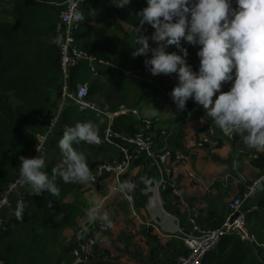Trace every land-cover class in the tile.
Listing matches in <instances>:
<instances>
[{"label": "crops", "instance_id": "crops-1", "mask_svg": "<svg viewBox=\"0 0 264 264\" xmlns=\"http://www.w3.org/2000/svg\"><path fill=\"white\" fill-rule=\"evenodd\" d=\"M112 1L108 0V3ZM97 3L98 0L86 1L80 13L95 8ZM232 6L236 7L235 0H232ZM9 7L4 0H0V22L14 21L12 16L4 13ZM95 23L94 20L86 21L88 26H94ZM137 32L138 29L114 12L113 22L105 26L99 41L118 47L134 42L137 46ZM151 34L139 32V35L149 37V43H155L151 40ZM53 36L50 34L48 40ZM181 43L188 49L187 63L198 71L200 62L195 59L194 53L199 46L189 45L183 40ZM167 51L180 54L175 46H170ZM105 62L107 64L101 71L107 73L133 77L137 71L129 66H114L109 61ZM150 81L158 89L155 100H141L136 108L126 109L128 113L121 108L112 119L114 121L121 113L131 115L140 122L139 129L143 121H150L151 151L136 155L123 174L106 177L88 187L77 185L78 188L66 197L65 201L77 204L83 215L77 218L74 227L63 232L65 241L59 250L58 259L61 258L65 264L71 258L70 251L75 246L78 230L85 227L95 237L86 264H176L180 256L187 254L184 240L190 232L191 219L207 228L221 226L228 213V203L257 179L261 187L244 200L243 209H252L248 212L252 216L247 214L249 228L260 230L264 223V170L258 161V157L264 155V150L247 148L238 135L225 136L207 116L206 110L191 98L187 101L186 109L177 112L172 99L165 98L163 94L177 85V74H161ZM222 87L230 89L231 84L224 82ZM97 108L98 111L94 112L107 116L112 114ZM67 111L78 112L73 109ZM65 127L67 125L60 123L55 135L64 131ZM62 134L56 139H53L54 135L49 144L45 154L46 167L58 168L62 164L63 154L58 143ZM74 147L84 153L90 169L97 163L113 162L120 158L118 149L113 146L96 147L81 142ZM165 150L171 151L173 155L169 159L170 174L165 172L157 159L159 153ZM123 181L135 184L132 191L133 211L124 193L117 190V185ZM172 189H176L177 193H173ZM94 201H99L102 211L109 214L111 228L101 229L102 222H88L87 212ZM5 220L11 227L14 218L8 212Z\"/></svg>", "mask_w": 264, "mask_h": 264}, {"label": "trees", "instance_id": "trees-1", "mask_svg": "<svg viewBox=\"0 0 264 264\" xmlns=\"http://www.w3.org/2000/svg\"><path fill=\"white\" fill-rule=\"evenodd\" d=\"M4 1L10 5L4 13L14 21L0 22V194L20 171V157L27 156L37 142V135L45 130L51 117V105L59 96L63 84L61 54L57 44L52 43L54 36L51 40L48 36L54 34L59 10L68 0ZM97 4L79 13L84 19L81 23L79 20L81 26L74 32L77 49L114 66H129L147 74L144 61L151 58V53L147 57H133L134 42L118 47L99 41L105 26L113 22L114 12L138 29L137 13L147 6L146 0H132L124 7H117L113 1L109 4L108 0H98ZM88 20H94L95 25H86ZM140 31L153 32L154 29L145 24ZM192 69L195 71L194 67ZM71 81L73 87L87 85L88 99L108 113L120 112L121 108L132 110L141 100H155L158 93L152 81L104 71L94 77L85 64L75 68ZM221 90L229 89L222 87ZM86 120L99 126V134L109 123L106 114L94 111H65L61 123L74 126ZM139 125V121L125 113L119 114L112 123L115 131L129 136L140 130ZM62 133L59 131L53 139ZM258 158L263 171L264 155ZM53 169L56 168L45 167L50 176ZM55 182L60 190L58 196L53 198L47 191L27 195L23 219L14 218L11 227L0 231V264H65L58 259L65 241L63 232L76 225L83 211L77 204L65 201L78 188L77 183L66 184L58 175ZM254 232L259 245L234 235L227 236L215 252L204 258V264H264V223ZM86 233L89 234L88 229Z\"/></svg>", "mask_w": 264, "mask_h": 264}, {"label": "clouds", "instance_id": "clouds-1", "mask_svg": "<svg viewBox=\"0 0 264 264\" xmlns=\"http://www.w3.org/2000/svg\"><path fill=\"white\" fill-rule=\"evenodd\" d=\"M113 3L124 7L132 0ZM146 4L137 13V46L132 55L147 57L151 53L144 63L153 76L177 74L178 83L170 93L177 112L185 110L191 98L206 110L225 136L238 135L247 148L264 150V0H235V8L232 0H146ZM79 19L83 20V15ZM145 24L154 29V48L147 35H139ZM62 39L57 36L52 43L60 45ZM182 40L199 46L198 71L187 63L189 53ZM170 46H175L180 54L169 53ZM224 82L231 84L226 92L221 90ZM99 139V126L91 120L65 127L58 142L63 154L61 166L53 169L50 176L45 171L42 148L37 146V157H20V182L27 184L32 194L47 191L54 198L60 191L55 182L57 175L66 184L95 181L86 156L74 145L99 143ZM134 188L130 181L117 185L121 192ZM48 204L51 206V201ZM23 213L21 204L15 218L22 220ZM87 216L90 224L102 222L103 227H112V220L102 211L99 201L93 202Z\"/></svg>", "mask_w": 264, "mask_h": 264}, {"label": "built area", "instance_id": "built-area-1", "mask_svg": "<svg viewBox=\"0 0 264 264\" xmlns=\"http://www.w3.org/2000/svg\"><path fill=\"white\" fill-rule=\"evenodd\" d=\"M88 0H68L63 7L60 8L58 14V21L54 31V38L61 36L62 42L57 45L61 54V71L63 84L59 91V96L54 102V107H51V117L45 130L37 135V142L32 150L27 154L26 158H35L39 155L37 146L42 148L44 155L46 154L49 144L57 132L58 126L61 123L62 114L73 109L76 111H98L95 103L88 99V86L84 84H77L72 86L71 79L74 75V70L80 64H85L91 71L94 77H97L101 69L107 64L102 59H98L89 55L75 46L74 32L79 24V13L82 5ZM199 48L195 50L194 57L200 62L197 56ZM133 77L143 81H150L154 77L149 71L147 74L141 73L139 70L135 71ZM173 89L164 91V97L171 99L170 93ZM124 112H129L122 109ZM118 113V112H117ZM117 113L108 115L109 123L104 131L99 134V143L90 144L96 147L113 146L118 149L120 158L113 162L97 163L90 170L96 177L95 181L81 184L80 187H88L99 183L106 177H117L123 174L129 167L132 159L136 155L147 152L152 148V135L150 132V121H143L140 130L133 136L125 135L113 129L112 116ZM206 142H209L205 140ZM215 144L214 142H210ZM200 145L202 142L199 143ZM169 150H165L157 156L161 166L167 174H170L169 159L172 157ZM164 186V185H163ZM261 187L260 180L252 181L246 186L245 191L233 198L228 203V213L224 223L217 228H207L198 224L194 219H191V229L184 240L187 247V254L179 257L176 264H204L206 255L215 251L222 239L227 236L234 235L242 241H248L259 245L257 234L251 230L247 224V214L252 209L244 210L243 202L251 196L258 188ZM173 193H177L176 189H172ZM128 201L131 210L133 211L134 200L132 191L123 192ZM30 187L27 184L20 182V171L18 174L5 185L0 194V231L5 230L8 225L5 220V215L8 212L10 216L15 218V212L19 205L23 204L27 195H31ZM233 217H235L233 219ZM233 219V220H232ZM100 228H104L102 225ZM87 231V230H86ZM84 229L77 232L75 246L71 249V258L67 264H86L91 255L90 246L94 242V236L87 235Z\"/></svg>", "mask_w": 264, "mask_h": 264}, {"label": "rangeland", "instance_id": "rangeland-1", "mask_svg": "<svg viewBox=\"0 0 264 264\" xmlns=\"http://www.w3.org/2000/svg\"><path fill=\"white\" fill-rule=\"evenodd\" d=\"M54 103V102H53ZM52 103L51 107H54V104Z\"/></svg>", "mask_w": 264, "mask_h": 264}, {"label": "water", "instance_id": "water-1", "mask_svg": "<svg viewBox=\"0 0 264 264\" xmlns=\"http://www.w3.org/2000/svg\"><path fill=\"white\" fill-rule=\"evenodd\" d=\"M234 218H235V217H233V219H234ZM233 219H232V220H233Z\"/></svg>", "mask_w": 264, "mask_h": 264}]
</instances>
